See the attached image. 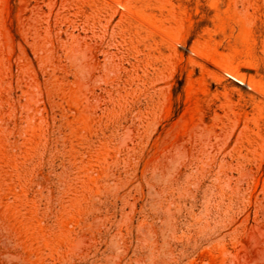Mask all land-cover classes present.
Masks as SVG:
<instances>
[{
  "label": "rangeland",
  "instance_id": "obj_1",
  "mask_svg": "<svg viewBox=\"0 0 264 264\" xmlns=\"http://www.w3.org/2000/svg\"><path fill=\"white\" fill-rule=\"evenodd\" d=\"M0 264H264V0H0Z\"/></svg>",
  "mask_w": 264,
  "mask_h": 264
},
{
  "label": "bare ground",
  "instance_id": "obj_2",
  "mask_svg": "<svg viewBox=\"0 0 264 264\" xmlns=\"http://www.w3.org/2000/svg\"><path fill=\"white\" fill-rule=\"evenodd\" d=\"M234 80H236V81H238V82H240L239 80H237L236 78H233Z\"/></svg>",
  "mask_w": 264,
  "mask_h": 264
}]
</instances>
